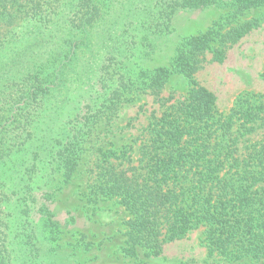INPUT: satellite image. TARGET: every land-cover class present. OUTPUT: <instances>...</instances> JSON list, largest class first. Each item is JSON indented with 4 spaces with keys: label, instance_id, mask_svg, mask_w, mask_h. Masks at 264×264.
Returning a JSON list of instances; mask_svg holds the SVG:
<instances>
[{
    "label": "trees",
    "instance_id": "1",
    "mask_svg": "<svg viewBox=\"0 0 264 264\" xmlns=\"http://www.w3.org/2000/svg\"><path fill=\"white\" fill-rule=\"evenodd\" d=\"M213 6L228 11L206 33L185 39L170 69L131 68L129 57L142 52L140 43L150 34L167 35L179 11ZM259 8L264 0H0V52L14 44L0 58V197L5 199L0 264H69L45 254L46 243L37 238L30 204L39 175L48 166L46 185H60L44 192L52 201L74 178L97 129L111 123L125 102L145 93L165 109L153 117L139 164L131 165L125 151L120 156L106 151L93 181L97 197L118 198L130 216L125 256L136 258L144 250L148 258L159 257L167 244L204 225L209 255L264 260V195L251 191L264 183V142L242 163L234 156L236 122L242 121L245 130L240 128L239 135L244 137L264 106L246 95L232 113L219 114L215 94L193 80L212 43L218 44L213 61L222 64L228 49L259 28L261 18L226 30ZM140 29H146L142 36ZM137 44V54L130 56ZM174 73L190 78L194 87L185 100L168 104L173 97L162 93ZM76 82L83 87L71 95ZM96 82H102V90L96 91ZM120 159L129 165L117 163ZM228 164L231 177L220 183L216 198L210 185ZM8 172L12 187L6 191L1 178ZM39 211L42 227L56 234L52 212L46 206ZM17 245L21 252L11 262Z\"/></svg>",
    "mask_w": 264,
    "mask_h": 264
},
{
    "label": "rangeland",
    "instance_id": "2",
    "mask_svg": "<svg viewBox=\"0 0 264 264\" xmlns=\"http://www.w3.org/2000/svg\"><path fill=\"white\" fill-rule=\"evenodd\" d=\"M23 1L26 2V0ZM227 11V8L218 6L179 11L167 35L159 38L158 35L150 34L148 38L151 42H148L150 39H146L140 43L142 52L138 57L135 54L129 57L132 59L131 68L136 71L141 66L170 69L180 44L185 39L206 33ZM256 18H261L259 28L251 31L240 42L228 49L224 63L219 64L213 61V50L218 47V44L212 43L213 50L206 51L205 61L194 75L193 80L199 86L215 94L216 110L219 114L232 113L238 99L246 95H250L259 105L264 106V8L252 9L226 25V30ZM140 30L139 36L146 33V29ZM138 44L130 52V56L136 51ZM8 45L10 46L8 49L0 52V58L7 56L10 49L14 47L12 43ZM132 46L129 44L128 52ZM107 82L114 85L112 80ZM102 86V82H96V91L102 90ZM81 87L83 86L79 82L74 83L69 88L71 95H75ZM193 87L194 83L190 78L174 73L166 83L162 96L173 97L168 104L177 99L185 100ZM164 109L165 107H161L149 93L125 102L111 123H104L97 129L85 146V152L74 178L68 185H64L61 190L54 193L52 201H48L46 194L53 192L54 188L60 185L54 182L46 185L50 169L48 166L43 169L35 185V201L30 205L33 210L32 218L38 226L37 238L46 243L43 247L45 254H57L60 259H67L69 264H264V260L260 263L250 259L227 261L216 253L209 255L205 235L207 227L204 225L193 229L186 239L167 244L159 257L148 258L144 250H140L136 258L126 257L123 253L126 222L130 216L118 198H102L94 194L96 164L102 160L104 152L113 150L119 156L125 151L127 159L131 160V165L137 166L141 149L150 140L149 128L153 117H161ZM241 124L242 121L238 120L234 127L235 136H239L237 152L234 156L239 158V163L251 154L254 147H259V144L264 142V111L260 119L247 126L252 127L253 130L247 132L244 137L239 135L240 128V132L245 130ZM120 162H126L129 165L124 159L117 161V163ZM229 166L228 164L219 172L217 175L219 180L210 185V188L213 186L216 198L221 194L220 183L224 184L223 182L231 177ZM1 181L7 184L6 191L12 187L9 172L5 179L1 178ZM251 191L264 195V183L253 187ZM2 200L5 199L0 197V205L3 206ZM41 206L48 207L53 214V222L59 225L56 234L51 229L42 227L44 219L39 211ZM17 251L21 252L19 245L10 255L11 262Z\"/></svg>",
    "mask_w": 264,
    "mask_h": 264
}]
</instances>
